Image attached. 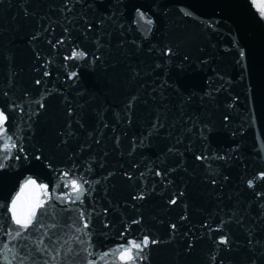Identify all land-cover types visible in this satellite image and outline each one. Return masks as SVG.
Instances as JSON below:
<instances>
[{"label": "water", "instance_id": "95a60500", "mask_svg": "<svg viewBox=\"0 0 264 264\" xmlns=\"http://www.w3.org/2000/svg\"><path fill=\"white\" fill-rule=\"evenodd\" d=\"M6 136L0 134V264H120L116 250L140 243L13 137L15 147L5 151ZM17 197L18 211L45 202L27 230L11 219ZM136 264L163 263L144 247Z\"/></svg>", "mask_w": 264, "mask_h": 264}, {"label": "snow or ice", "instance_id": "6c2138e0", "mask_svg": "<svg viewBox=\"0 0 264 264\" xmlns=\"http://www.w3.org/2000/svg\"><path fill=\"white\" fill-rule=\"evenodd\" d=\"M262 15H264V8L261 9ZM143 16V14H141ZM87 54L85 52H77L73 51L71 53V58H84ZM73 75H75L73 73ZM7 120V116L5 115L3 110H0V134H3L6 132V129L3 128L4 123ZM11 137H5V143H4V150L9 151L10 148L15 147L14 144L10 143ZM34 180H29L28 184L35 185ZM249 186H252V181H249ZM45 189L47 186H43ZM72 187L75 192L80 193L84 191L83 183L78 182L77 180L72 181ZM19 200V197H17L16 200L12 201V217L11 219L15 222L16 225H18L21 229L27 230L29 226L33 224V221L36 219V210L38 208H41L44 206V201L37 200L35 203L31 204L26 210L24 211H18L17 207V201ZM174 203V201H173ZM83 215V214H81ZM40 225H37L39 227ZM84 227H87V222L84 223ZM22 233L18 230H16V236L19 237ZM222 243H227V240H222ZM149 244V240L144 238L142 239V243H136L134 240H131L128 242V245L126 247H122L120 249H117L116 251L119 253L118 259L120 261V264H136V260L138 257V254L143 251L144 247H147ZM142 259V257H140Z\"/></svg>", "mask_w": 264, "mask_h": 264}]
</instances>
